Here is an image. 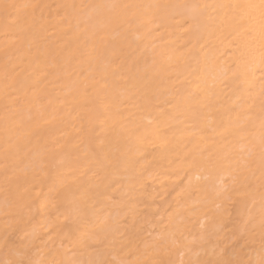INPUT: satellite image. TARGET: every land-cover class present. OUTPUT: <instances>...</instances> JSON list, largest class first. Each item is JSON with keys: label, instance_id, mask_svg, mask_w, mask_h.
I'll return each mask as SVG.
<instances>
[{"label": "bare ground", "instance_id": "obj_1", "mask_svg": "<svg viewBox=\"0 0 264 264\" xmlns=\"http://www.w3.org/2000/svg\"><path fill=\"white\" fill-rule=\"evenodd\" d=\"M245 2L0 0V264H264Z\"/></svg>", "mask_w": 264, "mask_h": 264}, {"label": "snow or ice", "instance_id": "obj_2", "mask_svg": "<svg viewBox=\"0 0 264 264\" xmlns=\"http://www.w3.org/2000/svg\"><path fill=\"white\" fill-rule=\"evenodd\" d=\"M9 7L5 5V8ZM207 7V6H205ZM225 7V6H221ZM234 10H239L242 13V18H246L250 22H253L258 17L259 20V28H260V35L261 39L264 40V0H259V3L253 2V0H247L245 3H236L227 5ZM195 19V17H193ZM261 144H260V170H261V177L264 179V111H262L261 115ZM261 212H262V219H261V226L264 228V197H262V205H261ZM10 264H32L30 260H18L12 261ZM163 264V262H160ZM196 264H212V262H200L197 261ZM214 264H243L242 261H232V260H218L215 261Z\"/></svg>", "mask_w": 264, "mask_h": 264}]
</instances>
